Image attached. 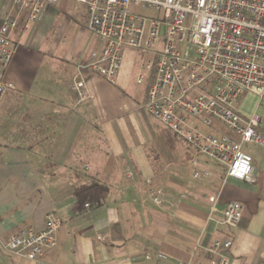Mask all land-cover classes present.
I'll return each instance as SVG.
<instances>
[{"label": "crops", "instance_id": "1", "mask_svg": "<svg viewBox=\"0 0 264 264\" xmlns=\"http://www.w3.org/2000/svg\"><path fill=\"white\" fill-rule=\"evenodd\" d=\"M11 3L0 0V20ZM56 3L33 22L26 24L22 16L12 32L16 48L4 76L12 87L0 104L7 95L37 94L45 117H40L44 130L38 131L27 123L22 132L9 133L5 120L0 123V264H34L9 252L6 241L28 227L41 229L53 210L62 222L57 245L43 253L52 264H143L145 254L157 253L207 264L214 257L207 246L215 235L232 238L229 264H264V148L245 147L252 157L251 181L223 180L221 165L156 131L141 114L133 115L137 106L125 95L136 55L131 48L114 84L88 71L91 98L70 114L59 112L61 101L72 94L68 80L77 64L89 60L97 38L91 30L81 49L63 59L56 56L57 43L46 41L63 8ZM79 6L73 5L72 18ZM67 25L64 20L62 29ZM236 107L243 115L257 113L264 132V96L246 92ZM70 118L73 126L67 129L63 120ZM155 135L165 147L159 155L148 146ZM50 151L56 155L48 165L37 153ZM192 158L210 173L206 187L218 192L213 206L190 175ZM92 183L107 187L105 199L99 205L79 204L76 191ZM150 185L163 189L160 205L148 200ZM230 201L243 205L234 227L218 222Z\"/></svg>", "mask_w": 264, "mask_h": 264}, {"label": "built area", "instance_id": "2", "mask_svg": "<svg viewBox=\"0 0 264 264\" xmlns=\"http://www.w3.org/2000/svg\"><path fill=\"white\" fill-rule=\"evenodd\" d=\"M58 0H12L0 20V100L12 84L5 70L16 44L12 32L23 16L25 23L40 18L47 5ZM83 5L88 26L97 38L86 63H79L68 80L72 94L61 106L74 109L91 98L86 72L110 83L117 80L126 49L152 53L136 74V83L151 71L145 108L171 133L191 148L223 167L224 178L251 181L252 157L245 147L264 148V132L257 113L237 110L246 92L264 96V0H72ZM141 5L149 13L132 6ZM191 49V52L188 50ZM191 177L200 182L207 200L214 205L218 192H210V173L190 160ZM148 200L160 205L161 187L149 186ZM88 205L87 203L85 204ZM243 213L239 201H230L218 221L234 227ZM62 222L56 211L45 215L41 229L28 227L6 241L9 252L34 264H52L43 259L45 250L57 245ZM229 236L215 235L207 250L214 257L207 264H229ZM143 264H190L162 253L145 254Z\"/></svg>", "mask_w": 264, "mask_h": 264}, {"label": "rangeland", "instance_id": "3", "mask_svg": "<svg viewBox=\"0 0 264 264\" xmlns=\"http://www.w3.org/2000/svg\"><path fill=\"white\" fill-rule=\"evenodd\" d=\"M56 5L61 8L58 14V18H56V21H54L48 30V36L46 41L49 42V40L53 39L57 43L58 49L55 50L56 56H60L62 59L66 57V55H69L71 51H78L82 48L84 45V42L91 33V30L87 26V13L85 8L80 5L76 11L75 18L71 17V9L73 8V1L71 0H59ZM132 9L139 12L149 13L144 8L139 6H132ZM68 21V25L62 29L63 27V21ZM48 43H46L47 47ZM135 61L133 63V66L131 68V74L129 76L127 89L125 91V95H127L130 99H132V102H134V105L137 107L132 110L133 115H137V118H139V115L141 114L144 117V120L147 122L149 126L154 128L156 131H166L171 136H173L176 141L182 144L187 143L179 138L178 136L171 133L162 123H160L157 119H155L145 108V98H146V91L149 87V83H151L152 80V73L151 71H145V79L141 84L136 83V74L138 71L139 64L144 61V59H153L155 56L152 53H142L140 51H135ZM188 52H191V49L188 50ZM73 59V58H71ZM89 71V70H88ZM87 71V72H88ZM87 72H86V78H87ZM7 90L6 92H8ZM5 92V93H6ZM4 96V95H3ZM32 96V95H29ZM25 96L24 94H16L13 95L11 98H8L9 95L5 97V99L0 104V112L2 114V120H0V123L4 121L6 123L7 127L9 128V133H17L22 132V127L25 126L27 123H31V125L35 126V130L38 131L40 128V117L42 116L45 111L43 109V106H41L38 100V95H33V97ZM79 106V105H78ZM77 106V107H78ZM76 107V108H77ZM68 109L63 108L59 109L58 111L65 114H70L75 109ZM53 111V110H52ZM135 113V114H134ZM65 123L67 122V125L64 127H67V129L71 128L73 126L72 124V118L69 120H63ZM74 122V121H73ZM1 127V124H0ZM6 127V129H8ZM39 127V128H38ZM24 128V127H23ZM24 131H26L24 129ZM148 146L153 152H155L156 155H159V153L164 151L165 147L163 142L161 141V138L157 135L148 142ZM39 159L42 162H45L49 160H54L56 153L54 151L50 152H43V153H37ZM65 154V153H64ZM49 165V163H48ZM48 170H51L50 168H47Z\"/></svg>", "mask_w": 264, "mask_h": 264}, {"label": "trees", "instance_id": "4", "mask_svg": "<svg viewBox=\"0 0 264 264\" xmlns=\"http://www.w3.org/2000/svg\"><path fill=\"white\" fill-rule=\"evenodd\" d=\"M107 187L100 183L81 186L75 193L79 204L85 202L93 205H99L105 199Z\"/></svg>", "mask_w": 264, "mask_h": 264}]
</instances>
